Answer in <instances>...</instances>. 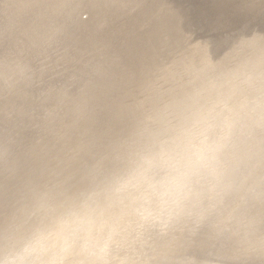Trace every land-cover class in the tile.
Returning <instances> with one entry per match:
<instances>
[{"label":"rangeland","instance_id":"obj_1","mask_svg":"<svg viewBox=\"0 0 264 264\" xmlns=\"http://www.w3.org/2000/svg\"><path fill=\"white\" fill-rule=\"evenodd\" d=\"M222 1L218 0V2ZM247 2H264V0H247ZM261 5L263 6H260V8H264V4ZM18 8L20 12L17 10ZM36 16L38 17L36 18ZM0 19V106L2 105L0 107V117L5 120L3 121L0 118V121L2 120L3 122H1L4 123V126H2L0 122V175H5L4 177L0 176V259L6 258L7 249L11 248L23 233L27 224L35 218L46 214L54 207L68 204L74 200L93 201L98 199L99 194L106 190V181L111 174L131 157L147 152L153 148L152 146L162 142L166 138L168 128L183 119L193 105L197 107L199 105L201 110L196 107L199 109L198 118L203 119L209 127L217 123L216 114L218 110L219 112L223 111L224 115L226 114V117L224 116V120H222L223 138L221 137L222 140L220 139L221 142L219 141L217 146L222 154L225 167H228L225 168L228 176L227 184L221 193L223 203L212 215L206 214L205 218L201 220L193 219L195 223L191 220L180 224L177 229H175L176 227L168 228L169 230L138 228L126 243L134 249L135 255L133 258L136 260V264H264V118L259 115L261 110L264 109V98H262L264 96V84H262L264 83V74L258 71L261 66H264L263 30L252 27L251 23H247L236 31L215 37L212 27L205 24L200 18L199 6L193 0H61V2L60 0H0ZM17 22L19 23L17 24ZM25 24L27 25L25 26ZM46 36H50V38ZM38 38L39 40H37ZM219 51H222V53L219 54ZM209 66L210 68L212 66V68L219 67L223 70L224 77H227L226 79L229 81L227 88L219 92L203 90L212 88L211 82L209 83L204 79L207 72L205 68L210 69ZM57 80L58 82H56ZM242 80H244V83ZM8 82L11 84L10 86ZM30 83L31 85H29ZM30 86H32L31 89ZM17 91L19 92L17 93ZM243 93L245 94L243 95ZM17 96L18 98H16ZM204 96L206 98H203ZM251 97L254 98L255 103H253ZM246 99H248V102ZM172 101L174 102L172 103ZM245 102L247 103L245 104ZM5 107L11 110L8 109L7 112ZM2 112L4 115H1ZM249 112L253 113L250 114ZM13 114L14 117H12ZM5 115L7 119H5ZM11 117L16 124L13 123L12 119L9 120L12 125L9 124L8 119ZM27 119L28 122L30 121L29 123ZM211 120H213L212 123ZM30 123L32 124L30 125ZM233 123H235L234 126ZM4 128L8 129L3 130ZM20 128L22 130L18 132ZM14 129H16L15 133ZM33 130L35 132H32ZM84 130L87 135H85ZM29 131L34 137H31V134L28 135ZM4 133L7 134L4 136ZM18 136H20V139H18ZM32 138H36V140ZM96 139L99 143H96ZM224 139L228 140L223 141ZM230 140H236V143L230 142ZM2 141L6 144L4 143V145ZM240 142L244 143L245 146ZM18 143L22 144L24 148ZM18 146L20 147L18 148ZM75 149L77 150L75 151ZM243 149L245 152L247 150L248 153H244ZM72 150L73 152H71ZM10 153L12 154L9 155ZM79 154H81L80 157ZM21 155L23 158H21ZM83 158L85 159L83 160ZM227 158H229V161ZM251 158L253 159L251 160ZM69 159H71L70 162ZM75 163L78 165H75ZM11 166L13 167L11 168ZM54 166L56 167L53 168ZM239 170L242 172L240 173ZM237 178L240 179L236 180ZM243 179L246 180L243 181ZM250 179L252 183L247 181ZM244 182L245 185L246 183L250 184L245 186ZM232 197L234 198L232 199ZM204 219L206 220L204 221ZM153 232L155 235H151ZM159 235L160 237H157ZM170 236L171 238H169ZM144 240L146 241L144 242ZM153 247L156 249L152 250ZM160 247L163 248L160 249Z\"/></svg>","mask_w":264,"mask_h":264},{"label":"clouds","instance_id":"obj_2","mask_svg":"<svg viewBox=\"0 0 264 264\" xmlns=\"http://www.w3.org/2000/svg\"><path fill=\"white\" fill-rule=\"evenodd\" d=\"M204 79L209 91L229 86L219 67ZM197 113L193 105L162 142L125 161L98 199L71 201L27 224L0 264H136L126 243L136 229L174 228L215 213L228 180L217 147L224 113L211 127Z\"/></svg>","mask_w":264,"mask_h":264},{"label":"bare ground","instance_id":"obj_3","mask_svg":"<svg viewBox=\"0 0 264 264\" xmlns=\"http://www.w3.org/2000/svg\"><path fill=\"white\" fill-rule=\"evenodd\" d=\"M17 1H18V0H17ZM86 1H87V0H86ZM113 1H114V0H113ZM24 2H26V1H24ZM24 2H23V3H24ZM27 2H28V1H27ZM29 2H30V1H29ZM41 2H42V1H41ZM60 2H61V0H60ZM91 2H92V1H91ZM91 2H90V3H91ZM100 2H101V1H100ZM107 2H108V1H107ZM125 2H127V1H125ZM20 3H21V2H20ZM76 3H77V2H76ZM93 3H94V2H93ZM118 3H119V2H118ZM122 3H123V2H122ZM122 3H121V4H122ZM128 3H130V2H128ZM9 4H10V3H9ZM36 4H37V3H36ZM50 4H51V3H50ZM70 4H71V3H70ZM77 4H78V3H77ZM84 4H85V3H84ZM111 4H112V3H111ZM155 4H156V3H155ZM42 5H43V4H42ZM68 5H69V4H68ZM89 5H90V4H89ZM89 5H88V6H89ZM115 5H116V4H115ZM119 5H120V4H119ZM119 5H117V6H119ZM1 6H2V5H1ZM7 6H8V5H7ZM100 6H102V5H100ZM106 6H107V5H106ZM117 6H116V7H117ZM129 6H130V5H129ZM17 7H18V6H17ZM59 7H60V6H59ZM15 8H16V6H15ZM22 8H23V7H22ZM29 8H30V7H29ZM35 8H37V7H35ZM57 8H58V7H57ZM102 8H103V7H102ZM121 8H122V7H121ZM5 9H7V8L5 7ZM78 9H79V8H78ZM80 9H81V8H80ZM85 9H86V8H85ZM99 9H100V8H99ZM105 9H106V8H105ZM118 9H119V8H118ZM131 9H132V8H131ZM17 10H19V8H18ZM58 10H60V9H58ZM126 10H127V8H126ZM144 10H145V9H144ZM21 11H22V10H21ZM62 11H64V10H62ZM80 11H81V10H80ZM89 11H90V10H89ZM97 11H98V10H97ZM140 11H141V9H140ZM19 12H20V10H19ZM26 12H27V11H26ZM32 12H33V11H32ZM44 12H45V11H44ZM52 12H53V11H52ZM55 12H56V11H55ZM78 12H79V11H78ZM123 12H124V10H123ZM134 12H135V11H134ZM8 13H9V12H8ZM50 13H51V12H50ZM90 13H91V12H90ZM3 14H4V12H3ZM18 14H19V13H18ZM24 14H25V12H24ZM35 14H36V13H35ZM53 14H54V13H53ZM86 14H87V13H86ZM88 14H89V13H88ZM106 14H107V13H106ZM132 14H133V13H132ZM6 15H7V13H6ZM6 15H5V16H6ZM30 15H33V14H30ZM61 15H62V14H61ZM107 15H108V14H107ZM129 15H130V14H129ZM8 16H9V15H8ZM17 16H18V15H17ZM27 16H28V14H27ZM41 16H42V15H41ZM63 16H65V15H63ZM72 16H73V15H72ZM104 16H105V14H104ZM131 16H132V15H131ZM141 16H142V15H141ZM168 16H169V15H168ZM23 17H24V16H23ZM28 17H29V16H28ZM37 17H38V16H36V18H37ZM43 17H45V16H43ZM43 17H42V18H43ZM47 17H48V16H47ZM59 17H61V16H59ZM99 17H100V16H99ZM102 17H103V16H102ZM102 17H101V18H102ZM108 17H109V15H108ZM111 17H112V16H111ZM111 17H110V18H111ZM145 17H146V16H145ZM5 18H6V17H5ZM15 18H16V17H15ZM49 18H50V17H49ZM49 18H48V19H49ZM53 18H54V17H53ZM75 18H76V17H75ZM89 18H90V17H89ZM110 18H109V19H110ZM117 18H118V17H117ZM137 18H138V17H137ZM1 19H2V18H1ZM1 19H0V20H1ZM30 19H31V18H30ZM45 19H46V18H45ZM48 19H47V21H48ZM50 19H51V18H50ZM50 19H49V20H50ZM94 19H95V18H94ZM135 19H136V18H135ZM151 19H152V18H151ZM34 20H35V19H34ZM58 20H59V19H58ZM97 20H98V19H97ZM97 20H96V21H97ZM117 20H118V19H117ZM152 20H153V19H152ZM178 20H179V19H178ZM12 21H13V20H12ZM18 21H19V20H18ZM27 21H28V20H27ZM38 21H39V20H38ZM40 21H41V20H40ZM54 21H55V20H54ZM65 21H66V20H65ZM109 21H110V20H109ZM109 21H108V23H109ZM112 21H113V20H112ZM114 21H116V20L114 19ZM124 21H125V19H124ZM124 21H123V22H124ZM20 22H21V21H20ZM75 22H76V21H75ZM18 23H19V22H17V24H18ZM41 23H42V22H41ZM87 23H88V22H87ZM87 23H86V24H87ZM124 23H125V22H124ZM139 23H140V22H139ZM21 24H22V23H21ZM29 24H30V23H29ZM31 24H32V23H31ZM37 24H38V22H37ZM42 24H43V23H42ZM51 24H52V23H51ZM77 24H78V23H77ZM80 24H81V23H80ZM114 24H115V23H114ZM12 25H13V24H12ZM26 25H27V24H25V26H26ZM123 25H125V24H123ZM136 25H137V24H136ZM139 25H140V24H139ZM35 26H36V25H35ZM35 26H34V28H35ZM37 26H38V25H37ZM53 26H54V25H53ZM55 26H56V25H55ZM63 26H65V25H63ZM126 26H127V23H126ZM171 26H172V25H171ZM32 27H33V26H32ZM32 27H31V28H32ZM41 27H42V26H41ZM43 27H44V26H43ZM43 27H42V28H43ZM90 27H91V26H90ZM121 27H122V26H121ZM129 27H130V26H129ZM131 27H132V26H131ZM26 28H27V27H26ZM38 28H39V27H38ZM47 28H49V27H47ZM50 28H51V27H50ZM50 28H49V29H50ZM74 28H75V27H74ZM102 28H103V27H102ZM21 29H22V28H21ZM36 29H37V28H36ZM49 29H48V30H49ZM61 29H62V28H61ZM104 29H105V28H104ZM112 29H113V27H112ZM117 29H118V28H117ZM126 29H127V28H126ZM129 29H130V28H129ZM4 30H5V29H4ZM15 30H17V29H15ZM19 30H20V29H19ZM24 30H25V29H24ZM28 30H29V29H28ZM31 30H32V29H31ZM37 30H38V29H37ZM52 30H53V28H52ZM101 30H102V29H101ZM108 30H109V28H108ZM113 30H114V29H113ZM38 31H39V30H38ZM44 31H45V30H44ZM63 31H64V30H63ZM71 31H72V29H71ZM78 31H79V30H78ZM92 31H93V30H92ZM122 31H123V30H122ZM122 31H121V32H122ZM125 31H126V30H125ZM19 32H20V31H19ZM29 32H30V31H29ZM31 32H32V31H31ZM35 32H36V31H35ZM40 32H41V31H40ZM52 32H53V31H52ZM101 32H102V31H101ZM112 32H113V31H112ZM126 32H127V31H126ZM36 33H37V32H36ZM54 33H55V32H54ZM64 33H65V31H64ZM68 33H69V32H68ZM107 33H108V32H107ZM119 33H120V32H119ZM122 33H123V32H122ZM124 33H125V32H124ZM17 34H18V33H17ZM37 34H38V33H37ZM98 34H100V33L98 32ZM113 34H114V33H113ZM116 34H117V32H116ZM116 34H115V35H116ZM125 34H126V33H125ZM249 34H250V33H249ZM3 35H4V34H3ZM19 35H20V34H19ZM66 35H68V34H66ZM112 36H113V35H112ZM120 36H121V35H120ZM123 36H124V35H123ZM126 36H127V35H126ZM157 36H158V35H157ZM177 36H178V35H177ZM8 37H9V36H8ZM46 37H49V38H50V36H46ZM54 37H55V36H54ZM105 37H106V36H105ZM124 37H125V36H124ZM3 38H4V37H3ZM16 38H17V36H16ZM26 38H27V36H26ZM66 38H67V37H66ZM94 38H95V37H94ZM114 38H115V37H114ZM129 38H130V37H129ZM175 38H176V37H175ZM177 38H178V37H177ZM208 38H209V37H208ZM60 39H61V38H60ZM73 39H74V38H73ZM73 39H72V40H73ZM99 39H100V38H99ZM120 39H121V37H120ZM123 39H124V38H123ZM125 39H127V38H125ZM153 39H155V38H153ZM183 39H184V38H183ZM1 40H2V38H1ZM19 40H20V39H19ZM33 40H34V39H33ZM37 40H39V38H38ZM57 40H58V38H57ZM118 40H119V39H118ZM10 41H11V40H10ZM22 41H23V40H22ZM30 41H31V40H30ZM23 42H24V41H23ZM153 42H154V41H153ZM32 43H33V42H32ZM46 43H47V42H46ZM9 44H10V42H9ZM36 44H37V43H36ZM59 44H60V43H59ZM62 44H63V43H62ZM84 44H85V43H84ZM102 44H103V43H102ZM33 45H34V44H33ZM52 45H53V44H52ZM63 45H64V44H63ZM3 46H4V45H3ZM22 46H23V45H22ZM34 46H35V45H34ZM41 46H42V45H41ZM58 46L60 47V45H58ZM70 46H71V45H70ZM115 46H116V45H115ZM220 46H221V45H220ZM220 46H219V47H220ZM42 47H43V46H42ZM63 47H64V46H63ZM118 47H119V46H118ZM191 47H192V46H191ZM45 48H46V46H45ZM50 48H51V47H50ZM55 48H56V47H55ZM141 48H142V47H141ZM22 49H23V48H22ZM83 49H84V48H83ZM184 49H186V48H184ZM20 50H21V49H20ZM30 50H31V49H30ZM37 50H38V49H37ZM54 50H55V49H54ZM63 50H64V49H63ZM218 50H219V49H218ZM218 50H217V51H218ZM223 50H224V48H223ZM45 51H46V50H45ZM60 51H61V50H60ZM0 52H1V51H0ZM19 52H20V51H19ZM27 52H28V51H27ZM35 52H36V51H35ZM63 52H64V51H63ZM38 53H39V52H38ZM66 53H67V52H66ZM145 53H146V52H145ZM220 53H222V51H221V52L219 51V54H220ZM237 53H238V52H237ZM47 54H48V53H47ZM68 54H69V53H68ZM119 54H120V53H119ZM121 54H122V53H121ZM129 54H130V53H129ZM10 55H11V54H10ZM22 55H23V54H22ZM43 55H44V54H43ZM43 55H42V56H43ZM62 55H63V54H62ZM222 55H223V54H222ZM60 56H61V55H60ZM60 56H58V57H60ZM211 56H212V55H211ZM0 57H1V56H0ZM11 57H12V56H11ZM80 58H81V57H80ZM31 59H32V58H31ZM52 60H53V59H52ZM217 60H218V59H217ZM224 60H226V59H224ZM31 61H32V60H31ZM42 61H43V60H42ZM84 61H85V60H84ZM200 61H201V60H200ZM209 61H210V60H209ZM6 63H7V62H6ZM50 63H51V62H50ZM210 63H211V61H210ZM224 63H225V62H224ZM236 63H237V62H236ZM43 64H44V63H43ZM45 64H46V63H45ZM197 64H198V63H197ZM211 64H212V63H211ZM215 64H217V63H215ZM1 65H2V64H1ZM190 65H191V64H190ZM193 65H194V64H193ZM47 66H48V65H47ZM47 66H46V67H47ZM195 66H196V65H195ZM214 66H216V65H214ZM42 67H43V66H42ZM42 67H41V68H42ZM190 67H191V66H190ZM212 67H213V66H212ZM212 67H211V68H212ZM227 67H228V65H227ZM37 68H38V67H37ZM44 68H45V67H44ZM209 68H210V66H209ZM242 68H243V67H242ZM205 69L208 70L207 68H205ZM48 70H49V69H48ZM53 70H54V69H53ZM196 71H198V70H196ZM222 71H223V70H222ZM66 72H67V71H66ZM192 72H193V71H192ZM194 72H195V70H194ZM48 73H49V72H48ZM70 74H71V73H70ZM189 74H190V73H189ZM29 75H30V74H29ZM229 75H230V74H229ZM253 75H254V74H253ZM4 76H5V75H4ZM48 76H49V75H48ZM200 76H201V75H200ZM237 76H238V75H237ZM1 77H2V76H1ZM75 77H76V76H75ZM250 77H251V76H250ZM250 77H249V80H250ZM257 77H258V76H257ZM23 78H24V77H23ZM28 78H29V77H28ZM31 78H32V77H31ZM57 78H58V77H57ZM198 78H199V77H198ZM201 78H202V77H201ZM201 78H200V79H201ZM226 78H227V77H226ZM254 78H255V77H254ZM29 79H30V78H29ZM38 79H39V78H38ZM55 79H56V78H55ZM90 79H91V78H90ZM187 79H188V78H187ZM231 79H232V78H231ZM236 79H237V78H236ZM236 79H235V81H237ZM2 80H4V79H2ZM15 80H16V79H15ZM22 80H23V79H22ZM33 80H34V79H33ZM244 80H245V79H244ZM244 80H242L243 83H244ZM48 81H49V79H48ZM201 81H204V80H201ZM20 82H21V79H20ZM22 82H23V81H22ZM25 82H26V81H25ZM56 82H58V80H57ZM193 82H194V81H193ZM248 82H249V81H248ZM252 82H253V81H252ZM3 83H4V82H3ZM15 83H16V82H15ZM39 83H40V82H39ZM47 83H48V82H47ZM52 83H53V82H52ZM209 83H210V82H209ZM8 84H9V82H8ZM8 84H7V85H8ZM22 84H24V83H22ZM33 84H34V81H33ZM200 84H201V83H200ZM206 84L208 85V82H207ZM206 84H205V85H206ZM252 84H253V83H252ZM262 84H264V83H262ZM1 85H2V84H1ZM10 85H11V84H9V86H10ZM14 85H17V84H14ZM29 85H31V83H30ZM39 85H40V84H39ZM70 85H71V84H70ZM205 85H204V86H205ZM230 85H231V84H230ZM248 85H249V84H248ZM257 85H258V84H257ZM260 85H261V84H260ZM4 86H5V85H4ZM21 86H22V85H21ZM56 86H57V84H56ZM92 86H93V85H92ZM210 86H211V85H210ZM231 86H232V85H231ZM263 86H264V85H263ZM15 87H17V86H15ZM15 87H13V88H15ZM31 87H32V86H30V89H31ZM35 87H36V86H35ZM191 87H192V86H191ZM202 87H203V84H202ZM207 87H208V86H207ZM211 87H212V86H211ZM247 87H248V86H247ZM247 87H246V88H247ZM249 87H250V86H249ZM7 88H8V87H7ZM22 88H23V87H22ZM50 88H51V87H50ZM50 88H49V89H50ZM231 88H233V87H231ZM231 88H230V89H231ZM237 88H238V87H237ZM241 88H242V87H241ZM244 88H245V87H244ZM252 88H253V87H252ZM255 88H256V87H255ZM258 88H259V87H258ZM0 89H1V88H0ZM9 89L11 90V88H9ZM34 89H35V88H34ZM39 89H40V88H39ZM47 89H48V88H47ZM208 89H209V88H208ZM12 90H13V89H12ZM17 90H18V89H17ZM22 90H23V89H22ZM22 90H21V91H22ZM25 90H26V89H25ZM28 90H29V89H28ZM50 90H51V89H50ZM203 90H206V89H203ZM223 90H224V89H223ZM228 90H229V89H228ZM228 90H227V92H228ZM240 90H241V89H240ZM242 90H243V89H242ZM252 90H253V89H252ZM258 90H259V89H258ZM19 91H20V90H19ZM19 91H17V93H18ZM30 91H31V90H30ZM36 91H37V90H36ZM40 91H41V89H40ZM61 91H62V90H61ZM75 91H76V90H75ZM169 91H170V90H169ZM208 91H209V90H208ZM208 91H206V92H208ZM211 91H212V90H211ZM211 91H210V92H211ZM220 91H221V90H220ZM233 91H234V90H233ZM248 91H249V90H248ZM250 91H251V90H250ZM253 91H255V90H253ZM261 91H262V90H261ZM0 92H1V91H0ZM13 92H14V91H13ZM26 92H27V90H26ZM69 92H71V91H69ZM192 92H193V91H192ZM222 92H223V91H222ZM227 92H226V93H227ZM237 92H238V89H237ZM246 92H247V90H246ZM5 93H6V92H5ZM32 93H33V92H32ZM47 93H48V92H47ZM203 93H205V92H203ZM3 94H4V93H3ZM59 94H60V93H59ZM61 94H62V93H61ZM76 94H77V93H76ZM197 94H198V93H197ZM211 94H212V93H211ZM216 94H217V93H216ZM218 94H219V93H218ZM227 94H228V93H227ZM235 94H236V93H235ZM244 94H245V93H243V95H244ZM247 94H248V93H247ZM259 94H260V92H259ZM5 95H6V94H5ZM7 95H8V93H7ZM7 95H6V96H7ZM53 95H54V94H53ZM64 95H66V94H64ZM175 95H176V94H175ZM205 95H207V94L205 93ZM220 95H221V92H220ZM220 95H219V96H220ZM236 95H237V94H236ZM236 95H235V96H236ZM238 95H239V94H238ZM252 95H253V94H252ZM254 95H255V93H254ZM8 96H9V95H8ZM10 96H12V95L10 94ZM27 96H29V95H27ZM44 96H45V95H44ZM62 96H63V94H62ZM190 96H191V95H190ZM197 96H198V95H197ZM199 96H200V95H199ZM202 96H203V95H202ZM202 96H201V97H202ZM210 96H211V95H210ZM233 96H234V93H233ZM12 97H14V96H12ZM23 97H24V96H23ZM23 97H22V98H23ZM29 97H30V96H29ZM50 97H51V96H50ZM54 97H56V96H54ZM169 97H170V95H169ZM194 97H195V96H194ZM212 97H213V94H212ZM221 97H222V96H221ZM228 97H229V96H228ZM243 97H245V96H243ZM246 97H247V96H246ZM246 97H245V98H246ZM249 97H250V96H249ZM255 97H256V96H255ZM260 97H261V96H260ZM3 98H4V97H3ZM16 98H18V96H17ZM19 98H20V97H19ZM36 98H37V97H36ZM39 98H40V97H39ZM43 98H44V97H43ZM47 98H48V96H47ZM52 98H53V97H52ZM59 98H60V97H59ZM65 98H66V96H65ZM65 98H64V99H65ZM75 98H76V97H75ZM79 98H80V97H79ZM171 98H172V97H171ZM198 98H199V97H198ZM203 98H206V97L204 96ZM216 98H217V97H216ZM234 98H235V97H234ZM245 98H244V99H245ZM251 98H252V97H251ZM257 98H258V97H257ZM262 98H264V96H263ZM23 99H24V98H23ZM61 99H62V98H61ZM70 99H71V98H70ZM76 99H77V98H76ZM169 99H170V98H169ZM226 99H227V98H226ZM228 99H229V98H228ZM253 99H254V98H252V100H253ZM37 100H38V99H37ZM59 100H60V99H59ZM72 100H73V99H72ZM80 100H81V99H80ZM199 100H201V99H199ZM206 100H207V99H206ZM213 100H214V98H213ZM246 100H247V102H248V99H246ZM252 100H251V101H252ZM260 100H262V99H260ZM260 100H259V101H260ZM3 101H4V100H3ZM50 101H51V100H50ZM53 101H54V100H53ZM62 101H63V100H62ZM169 101H170V100H169ZM191 101H192V100H191ZM225 101H226V100H225ZM229 101H230V100H229ZM231 101H232V100H231ZM251 101H250V102H251ZM256 101H257V100H256ZM262 101H263V100H262ZM1 102H2V101H1ZM5 102H6V101H5ZM13 102H14V101H13ZM18 102H19V101H18ZM44 102H45V100H44ZM51 102H52V101H51ZM59 102H60V101H59ZM68 102H69V101H68ZM78 102H79V101H78ZM173 102H174V101H172V103H173ZM200 102H201V101H200ZM209 102H210V101H209ZM214 102H215V100H214ZM242 102H243V101H242ZM247 102H245V104H246ZM263 102H264V101H263ZM2 103H3V102H2ZM38 103H39V100H38ZM40 103H41V102H40ZM45 103H46V102H45ZM85 103H86V102H85ZM160 103H161V101H160ZM196 103H197V102H196ZM212 103H213V102H212ZM218 103H219V102H218ZM221 103H222V102H220V104H221ZM226 103H227V102H226ZM243 103H244V102H243ZM253 103H255L254 100H253ZM258 103H259V102H258ZM17 104H18V103H17ZM33 104H34V103H33ZM58 104H60V103H58ZM76 104H77V103H76ZM197 104H198V103H197ZM207 104H208V102H207ZM224 104H225V103H224ZM229 104H230V102H229ZM229 104H228V105H229ZM239 104H240V103H239ZM248 104H249V103H248ZM251 104H252V103H251ZM251 104H250V105H251ZM261 104H262V102H261ZM4 105H5V104H4ZM25 105H26V104H25ZM37 105H38V104H37ZM42 105H43V104H42ZM42 105H41V106H42ZM45 105H46V104H45ZM52 105H53V104H52ZM68 105H69V103H68ZM73 105H74V104H73ZM204 105H205V104H204ZM243 105H244V104H243ZM243 105H242V106H243ZM1 106H2V105H1ZM1 106H0V107H1ZM14 106H15V105H14ZM22 106H23V105H22ZM38 106H39V105H38ZM46 106H47V105H46ZM50 106H51V105H50ZM57 106H58V105H57ZM60 106H61V105H60ZM70 106H71V105H70ZM214 106H215V105H214ZM218 106H219V105H218ZM221 106H223V105L221 104ZM261 106H262V105H261ZM20 107H21V106H20ZM27 107H28V106H27ZM31 107H32V106H31ZM31 107H30V108H31ZM39 107H40V106H39ZM43 107H44V106H43ZM71 107H72V106H71ZM82 107H83V106H82ZM84 107H85V106H84ZM196 107H197V106H196ZM198 107H199V105H198ZM198 107H197V108H198ZM201 107H202V105H201ZM224 107H225V106H224ZM224 107H223V108H224ZM256 107H257V106H256ZM262 107H263V106H262ZM6 108H7V107H5V109H6ZM14 108H17V107H14ZM32 108H33V107H32ZM36 108H37V107H36ZM46 108L48 109V107H46ZM65 108H66V107H65ZM68 108H69V107H68ZM160 108H161V107H160ZM199 108H200V107H199ZM202 108H203V107H202ZM217 108H218V107H217ZM241 108H242V107H241ZM247 108H248V107H247ZM251 108L253 109V107H251ZM263 108H264V107H263ZM8 109H9V108H7L6 111H7ZM177 109H178V108H177ZM208 109H210V108H208ZM208 109H207V110H208ZM219 109H220V108H219ZM225 109L227 110L228 108H225ZM252 109H251V110H252ZM258 109H259V107H258ZM3 110H4V109H3ZM9 110H11V109H9ZM14 110H15V109H14ZM19 110H20V109H19ZM33 110H34V108H33ZM33 110H32V111H33ZM41 110H42V108H41ZM49 110H50V109H49ZM53 110H54V109H53ZM70 110H71V109H70ZM79 110H80V109H79ZM174 110H175V109H174ZM198 110H199V109H198ZM200 110H201V108H200ZM210 110H212V109H210ZM220 110H221V109H220ZM235 110H236V109H235ZM239 110H240V109H239ZM254 110H255V109H254ZM259 110H260V109H259ZM20 111H21V110H20ZM36 111H37V110H36ZM82 111H84V110L82 109ZM204 111H205V110H204ZM216 111H217V110H216ZM229 111H230V110H229ZM229 111H228V112H229ZM243 111H244V110H243ZM248 111H249V108H248ZM257 111H258V110H257ZM7 112H8V111H7ZM27 112H28V110H27ZM29 112H30V111H29ZM199 112H200V111H199ZM207 112H208V111H207ZM211 112H212V111H211ZM218 112H219V110H218ZM218 112H217V113H218ZM250 112H251V111H250ZM250 112H249V113H250ZM17 113H19V112L17 111ZM31 113H32V112H31ZM37 113H38V112H37ZM43 113H45V112H43ZM54 113H55V112H54ZM54 113H53V114H54ZM57 113H58V112H57ZM57 113H56V114H57ZM61 113H62V112H61ZM72 113L74 114V112H72ZM79 113H80V112H79ZM84 113H85V111H84ZM88 113H89V112H88ZM141 113H142V112H141ZM157 113H158V112H157ZM203 113H204V112L202 111V114H203ZM209 113H210V112H209ZM226 113H227V112H226ZM235 113H236V112H235ZM235 113H234V114H235ZM252 113H253V112H252ZM252 113H250V114H252ZM256 113H257V112H256ZM259 113H260V111H259ZM9 114H10V113H9ZM11 114H12V113H11ZM21 114H22V113H21ZM28 114H29V113H28ZM85 114H86V113H85ZM197 114H199V113H197ZM210 114H211V113H210ZM215 114H216V113H215ZM237 114H238V113H237ZM239 114H240V113H239ZM245 114H247V113L245 112ZM1 115H4L3 112L1 113ZM45 115H46V114H45ZM79 115H81V114H79ZM164 115H165V114H164ZM225 115H226V114H225ZM225 115H224V116H225ZM229 115H230V113H229ZM231 115H232V114H231ZM241 115H242V114H241ZM243 115H244V114H243ZM254 115H255V114H254ZM259 115H260V114H259ZM5 116H6V115H5ZM5 116H4V117H5ZM11 116H12V115H11ZM43 116H44V115H43ZM86 116H87V115H86ZM155 116H156V115H155ZM201 116H202V115H201ZM210 116H211V115H210ZM236 116H237V115H236ZM9 117H10V115H9ZM12 117H14V114H13ZM12 117H11L10 119H8V121H9V120L11 121V119L13 120ZM15 117H17V116H15ZM20 117H22V116H20ZM61 117H62V116H61ZM225 117H226V116H225ZM230 117H231V116H230ZM242 117H243V116H242ZM250 117H251V116H250ZM250 117H249V118H250ZM0 118H1V117H0ZM17 118H18V117H17ZM32 118H33V117H32ZM54 118H55V117H54ZM72 118H73V117H72ZM85 118H86V117H85ZM88 118H90V117H88ZM205 118H206V117H205ZM207 118H208V117H207ZM237 118H238V117H237ZM246 118H247V116H246ZM256 118H257V117H256ZM1 119H2L3 121H5V120L3 119V117H2ZM5 119H7V116H6ZM30 119H31V118H30ZM38 119H39V118H38ZM49 119H50V118H49ZM51 119H52V118H51ZM58 119H59V118H58ZM67 119H68V118H67ZM77 119H78V118H77ZM83 119H84V118H83ZM83 119H82V120H83ZM211 119H212V117H211ZM226 119H227V118H226ZM238 119H239V118H238ZM2 120H1V121H2ZM21 120H22V119H21ZM111 120H112V119H111ZM157 120H158V119H157ZM159 120H160V119H159ZM223 120H224V119H223ZM233 120H234V117H233ZM233 120H232V121H233ZM258 120H259V119H258ZM1 121H0V122H1ZM3 121H2V122H3ZM6 121H7V120H6ZM10 121H9V124L11 123ZM13 121H14V120H13ZM13 121H12V122H13ZM32 121H33V120H32ZM46 121H47V120H46ZM48 121H49V120H48ZM54 121H55V120H54ZM212 121H213V120H211V123H212ZM228 121H229V119H228ZM2 122H1V123H2ZM20 122H21V121H20ZM24 122H25V120H24ZM27 122H28V119H27ZM29 122H30V121H29ZM29 122H28V123H29ZM49 122H50V121H49ZM79 122H81V121H79ZM85 122H87V121H85ZM105 122H107V121H105ZM108 122H109V121H108ZM222 122H223V121H222ZM225 122H226V121H225ZM234 122H236V121H234ZM261 122H262V121H261ZM1 123H0V124H1ZM6 123H7V122H6ZM13 123L16 124L15 121H14ZM41 123H43V122H41ZM41 123H40V124H41ZM83 123H84V122H83ZM100 123H102V122H100ZM209 123H210V122H209ZM209 123H208V124H209ZM237 123H238V121H237ZM3 124H4V123H2V126H4ZM7 124H8V123H7ZM7 124H5V125H7ZM18 124H20V123L18 122ZM25 124H26V123H25ZM31 124H32V123H30V125H31ZM78 124H79V123H78ZM93 124H94V123H93ZM105 124H106V123H105ZM118 124H119V123H118ZM118 124H116V125H118ZM131 124H132V123H131ZM234 124H235V123H233V126H234ZM11 125H12V123H11ZM20 125H21V124H20ZM62 125H63V123H62ZM74 125H75V124H74ZM79 125H80V124H79ZM81 125H83L82 122H81ZM84 125H85V124H84ZM88 125H89V124H88ZM94 125H95V124H94ZM108 125H109V124H108ZM222 125H223V124H222ZM226 125H229V124H226ZM226 125H225V126H226ZM238 125L240 126V124H238ZM18 126H19V125H18ZM22 126H23V125H22ZM26 126H27V124H26ZM34 126L36 127L37 125H34ZM43 126H44V124H43ZM59 126H61V125H59ZM59 126H58V128H59ZM63 126H64V125H63ZM67 126H68V125H67ZM112 126H113V124H112ZM123 126H124V125H123ZM135 126H136V125H135ZM164 126H165V125H164ZM225 126H224V127H225ZM0 127H1V126H0ZM16 127H17V126H16ZM20 127H21V126H20ZM27 127H28V126H27ZM30 127H31V126H30ZM81 127H83V126H81ZM89 127H90V126H89ZM99 127H100V125H99ZM106 127H107V126H106ZM118 127H119V126H118ZM224 127H223V128H224ZM230 127H231V126H230ZM10 128H11V126H10ZM10 128H9V129H10ZM22 128H23V127H22ZM22 128L18 129V132H20L19 130H22ZM31 128H32V127H31ZM66 128H67V127H66ZM125 128H126V127H125ZM127 128H128V126H127ZM130 128H131V127H130ZM6 129H8V128H6ZM6 129L4 128L3 130H6ZM27 129H28V128H27ZM63 129H65V128H63ZM72 129H73V128H72ZM74 129H75V128H74ZM74 129H73V130H74ZM81 129H82V128H81ZM95 129H96V128H95ZM116 129H117V127H116ZM116 129H115V130H116ZM168 129H169V128H168ZM232 129H233V128H232ZM235 129H237V127H235ZM241 129H242V128H241ZM10 130H11V129H10ZM15 130H16V129H14V133H15ZM34 130H35V129H34ZM34 130H33L32 132H35ZM36 130H37V128H36ZM39 130H40V129H39ZM66 130H67V129H66ZM85 130H86V129H85ZM85 130H84V133H85ZM98 130H99V129H98ZM107 130H108V129H107ZM227 130H228V129H227ZM237 130H238V129H237ZM242 130H243V129H242ZM261 130H262V129H261ZM11 131H13V130H11ZM37 131H38V130H37ZM42 131H43V130H42ZM101 131H102V130H101ZM117 131H118V130H117ZM222 131H223V130H222ZM230 131H231V129H230ZM7 132H10V131H7ZM23 132H24V129H23ZM67 132H68V131H67ZM74 132H75V131H74ZM78 132H80V131L78 130ZM82 132H83V131H82ZM115 132H116V131H115ZM235 132H236V131H235ZM261 132H262V131H261ZM0 133H1V130H0ZM27 133H28V132H27ZM57 133H58V132H57ZM65 133H66V132H65ZM72 133H73V132H72ZM87 133H88V132H87ZM105 133H106V132H105ZM110 133H111V132H110ZM119 133H120V131H119ZM224 133H225V132H224ZM239 133H240V132H239ZM258 133H259V132H258ZM2 134H3V131H2ZM2 134H1V135H2ZM5 134H7V133H4V136H5ZM22 134H23V133H22ZM29 134H31L30 131H29L28 135H29ZM33 134H34V133H33ZM54 134H55V133H54ZM91 134H92V133H91ZM108 134H109V133H108ZM111 134H112V133H111ZM117 134H118V133H117ZM149 134H150V133H149ZM230 134H231V133H230ZM230 134H229V135H230ZM243 134H244V133H243ZM246 134H247V132H246ZM256 134H257V133H256ZM11 135H12V134H11ZM15 135H16V134H15ZM19 135H20V134H19ZM23 135H24V134H23ZM23 135H22V136H23ZM26 135H27V134H26ZM65 135H67V134H65ZM85 135H87V134L85 133ZM98 135H100V134H98ZM124 135H125V134H124ZM239 135H240V134H239ZM253 135H254V134H253ZM7 136H8V135H7ZM7 136H6V138H7ZM16 136H17V135H16ZM32 136H33V135L31 134V137H32ZM55 136H57V135H55ZM58 136H59V135H58ZM89 136H90V135H89ZM91 136H92V135H91ZM94 136H96V135H94ZM101 136H102V135H101ZM116 136H117V135H116ZM164 136H165V135H164ZM230 136H231V135H230ZM230 136H229V137H230ZM234 136H235V135H234ZM234 136L231 137V138L233 139ZM257 136H258V135H257ZM26 137H28V136H26ZM29 137H30V136H29ZM33 137H34V136H33ZM44 137H45V136H44ZM44 137H43V138H44ZM61 137H62V136H61ZM61 137H60V138H61ZM71 137H72V136H71ZM78 137H79V136H78ZM87 137H88V136H87ZM87 137H86V138H87ZM97 137H98V136H97ZM107 137H108V136H107ZM125 137H126V136H125ZM221 137H222V136H221ZM227 137H228V136H227ZM229 137H228V138H229ZM236 137H240V136H236ZM242 137H243V136H242ZM247 137H248V136H247ZM247 137H246V138H247ZM258 137H259V136H258ZM260 137H261V136H260ZM6 138L4 137V139H6ZM13 138H14V137H13ZM16 138H17V137H16ZM52 138H54V137H52ZM55 138H56V137H55ZM55 138H54V139H55ZM83 138H84V137H83ZM222 138H223V137H222ZM222 138H221V140H222ZM240 138H241V137H240ZM240 138H239V139H240ZM263 138H264V137H263ZM1 139H2V138H1ZM4 139H2V140L4 141ZM18 139H20V136H18ZM22 139H23V138H22ZM32 139H33V138H32ZM32 139H31V140H32ZM64 139H65V136H64ZM71 139H72V138H71ZM75 139H76V138H75ZM80 139H81V138H80ZM80 139H79V140H80ZM88 139H89V137H88ZM236 139H237V138H236ZM239 139H238V140H239ZM6 140H7V139H6ZM14 140H15V139H14ZM23 140H24V139H23ZM33 140H36V138L33 139ZM33 140H32V141H33ZM59 140H61V139H59ZM99 140H100V138H99ZM109 140H110V139H109ZM112 140H113V139H112ZM120 140H121V139H120ZM123 140H124V139H123ZM226 140H228V139H226ZM226 140L224 139L223 141H226ZM243 140H244V139H243ZM3 141H2V143H3ZM7 141H8V140H7ZM20 141H21V140H20ZM20 141H19V142H20ZM24 141H25V140H24ZM27 141H28V139H27ZM61 141H62V140H61ZM65 141H66V140H65ZM77 141H78V140H77ZM85 141H87V140H85ZM235 141H236V140H235ZM235 141H234V140H233V141L230 140V142H235ZM245 141H248V140H245ZM262 141H263V140H262ZM9 142H10V141H9ZM17 142H18V141H17ZM22 142H23V141H22ZM28 142H29V141H28ZM63 142H64V141H63ZM97 142H98V141H97V139H96V143H97ZM108 142H109V141H108ZM220 142H221V141H220ZM249 142H250V141H249ZM254 142H255V141H254ZM260 142H261V141H260ZM4 143H5V142H4ZM4 143H3V144H4ZM7 143H8V142H7ZM24 143H25V142H24ZM24 143H23V144H24ZM26 143H27V142H26ZM53 143H54V142H53ZM58 143H59V142H58ZM67 143H68V142H67ZM73 143H74V142H73ZM88 143H89V142H88ZM98 143H99V142H98ZM129 143H130V142H129ZM235 143H236V142H235ZM238 143H239V142H238ZM240 143H241V142H240ZM3 144H2V145H3ZM5 144H6V143H5ZM5 144H4V145H5ZM18 144H19V143H18ZM30 144H31V142H30ZM36 144H37V143H36ZM59 144H60V143H59ZM94 144H95V143H94ZM102 144H103V143H102ZM115 144H116V143H115ZM222 144H223V143H222ZM241 144H242V143H241ZM243 144H244V143H243ZM243 144H242V145H243ZM247 144H248V143H247ZM251 144H252V143H251ZM251 144H250V145H251ZM2 145H1V146H2ZM8 145H9V144H8ZM13 145H15V144L13 143ZM19 145L21 146L22 144H19ZM27 145H28V144H27ZM32 145H34V144H32ZM48 145H49V144H48ZM50 145H52V144H50ZM64 145H65V144H64ZM77 145H78V144H77ZM77 145H75V146H77ZM104 145H105V144H104ZM220 145H221V144H220ZM20 146H18V148H19ZM22 146H23V145H22ZM25 146H26V145H25ZM36 146H37V145H36ZM52 146H53V145H52ZM57 146H58V145H57ZM69 146H70V145H69ZM72 146H73V145H72ZM217 146H218V145H217ZM243 146H245V145H243ZM260 146H261V145H260ZM5 147H7V146H5ZM9 147H10V146H9ZM9 147H8V148H9ZM13 147H14V146H13ZM111 147H112V146H111ZM114 147H115V146H114ZM152 147H153V146H152ZM227 147H228V146H227ZM246 147H247V146H246ZM246 147H245V149H246ZM252 147H253V146H252ZM0 148H1V147H0ZM23 148H24V146H23ZM25 148H26V147H25ZM30 148H31V147H30ZM39 148H40V147H39ZM47 148H48V147H47ZM47 148H46V149H47ZM49 148H50V147H49ZM51 148H52V147H51ZM51 148H50V149H51ZM60 148H61V147H60ZM76 148H77V147H76ZM87 148H88V147H87ZM95 148H96V146H95ZM101 148H102V147H101ZM124 148H125V147H124ZM218 148H219V147H218ZM223 148H224V147H223ZM230 148H231V146H230ZM236 148H237V147H236ZM255 148H256V147H255ZM3 149H4V148H3ZM9 149H10V148H9ZM16 149H17V148H16ZM28 149H29V148H28ZM28 149H27V150H28ZM61 149H62V148H61ZM63 149H64V147H63ZM68 149H69V148H68ZM105 149H106V148H105ZM107 149H108V148H107ZM226 149H227V148H226ZM232 149H233V148H232ZM234 149H235V148H234ZM234 149H233V150H234ZM238 149H239V147H238ZM1 150H2V149H1ZM5 150H6V149H5ZM10 150H12V148H11ZM14 150H15V149H14ZM14 150H13V151H14ZM20 150H21V149H20ZM38 150H39V149H38ZM58 150H60V149H58ZM64 150H65V149H64ZM70 150H71V149H70ZM76 150H77V149H75V151H76ZM88 150H90V149H88ZM88 150H87V152H88ZM233 150H231V151H233ZM243 150H244V149H243ZM6 151H7V150H6ZM44 151H45V150H44ZM44 151H43V153H44ZM48 151L51 152L50 150H48ZM53 151H54V150H53ZM55 151H56V150H55ZM60 151H62V150H60ZM65 151H66V150H65ZM78 151H79V150H78ZM221 151H222V150H221ZM239 151H240V150H239ZM248 151H249V150H248ZM17 152H18V151H17ZM19 152H20V151H19ZM24 152H25V151H24ZM46 152H47V151H46ZM71 152H73V150H72ZM83 152H85V151H83ZM101 152H102V150H101ZM106 152H107V151H106ZM250 152H251V150H250ZM255 152H256V151H255ZM258 152H259V151H258ZM3 153H6V152H3ZM3 153H2V155H4ZM27 153H28V152H27ZM27 153H26V154H27ZM55 153H56V152H55ZM57 153H60V152H57ZM80 153H81V152H80ZM227 153H229V152H227ZM244 153H248L247 150H246V152H245V150H244ZM256 153H257V152H256ZM256 153H255V154H256ZM11 154H12V153H10L9 155H11ZM17 154H18V153H17ZM21 154H23V153H21ZM41 154H42V153H41ZM82 154H83V153H82ZM87 154H88V153H87ZM87 154H86V156H87ZM90 154H91V153H90ZM229 154H231V153H229ZM229 154H228V155H229ZM251 154H253V153H251ZM34 155H35V154H34ZM42 155H43V154H42ZM46 155H47V154H46ZM49 155H50V154H49ZM53 155H54V154H53ZM53 155H52V156H53ZM62 155H63V154H62ZM66 155H67V154H66ZM80 155H81V154H79V157H80ZM95 155H96V154H95ZM249 155H250V154H249ZM0 156H1V155H0ZM4 156H5V155H4ZM38 156H39V155H38ZM47 156H48V155H47ZM47 156H46V157H47ZM57 156H58V154H57ZM83 156H84V155H83ZM83 156H82V157H83ZM247 156H248V155H247ZM252 156H253V155H252ZM252 156H251V157H252ZM5 157H6V156H5ZM10 157H11V156H10ZM15 157H16V156H15ZM43 157H45V156H43ZM43 157H42V158H43ZM65 157H66V156H65ZM65 157H63V158H65ZM70 157H71V156H70ZM87 157H88V156H87ZM93 157H94V156H93ZM229 157H230V156H229ZM239 157H240V156H239ZM241 157H242V156H241ZM253 157H254V156H253ZM21 158H23L22 155H21ZM31 158H32V157H31ZM66 158H67V157H66ZM72 158H73V156H72ZM102 158H103V156H102ZM109 158H110V157H109ZM112 158H113V157H112ZM131 158H132V157H131ZM244 158H245V157H244ZM249 158H250V156H249ZM8 159H9V157H8ZM13 159H14V156H13ZM16 159L18 160V158H16ZM79 159H80V158H79ZM84 159H85V158H83V160H84ZM99 159H100V158H99ZM224 159H225V158H224ZM227 159H228V161H229V158H227ZM246 159H247V157H246ZM252 159H253V158H251V160H252ZM55 160H57V159H55ZM60 160H62V159L60 158ZM70 160H71V159H69V162H70ZM72 160H73V159H72ZM89 160H90V159H89ZM89 160H88V161H89ZM233 160H234V159H233ZM242 160H243V158H242ZM10 161H11V159H10ZM24 161H25V160H24ZM27 161H28V160H27ZM35 161H36V160H35ZM49 161H50V160H49ZM75 161H78V160H75ZM91 161H92V159H91ZM105 161H106V159H105ZM239 161H240V160H239ZM255 161H256V160H255ZM8 162H9V161H8ZM16 162H17V161H16ZM18 162H19V160H18ZM21 162H22V161H21ZM32 162H33V161H32ZM37 162H38V161H37ZM51 162H52V161H51ZM55 162H57V161H55ZM55 162H54V163H55ZM59 162H60V161H59ZM78 162H79V161H78ZM235 162H236V161H235ZM241 162H244V161H241ZM12 163H14V162H12ZM24 163H25V162H24ZM40 163H41V161H40ZM66 163H67V162H66ZM80 163H82V162H80ZM84 163H85V162H84ZM230 163H231V162H230ZM236 163H237V162H236ZM249 163H250V162H249ZM5 164H6V163H5ZM8 164H9V163H8ZM58 164H59V163H58ZM61 164H62V163H61ZM95 164H96V163H95ZM99 164H100V163H99ZM107 164H108V163H107ZM234 164H235V163H234ZM234 164H233V165H234ZM238 164H240V163H238ZM241 164H243V163H241ZM244 164L246 165V163H244ZM253 164H254V163H253ZM9 165H10V164H9ZM12 165H13V164H12ZM30 165H32V164H30ZM36 165H37V164H36ZM66 165H67V164H66ZM75 165H78V164L75 163ZM80 165H82V164H80ZM226 165H227V164H226ZM230 165H231V164H230ZM235 165H236V164H235ZM235 165H234V166H235ZM15 166H16V164H15ZM15 166H14V167H15ZM24 166H25V165H24ZM57 166H59V165H57ZM63 166H64V165H63ZM100 166H101V165H100ZM227 166H228V165H227ZM238 166H239V165H238ZM249 166H250V165H249ZM12 167H13V166H11V168H12ZM18 167H19V166H18ZM18 167H17V168H18ZM26 167H27V165H26ZM32 167H33V166H32ZM55 167H56V166H54L53 168H55ZM59 167H60V166H59ZM65 167H66V166H65ZM68 167H70V166H68ZM72 167H73V166H72ZM87 167H88V166H87ZM91 167H92V166H91ZM232 167H233V166H232ZM235 167H236V166H235ZM242 167H243V165H242ZM6 168H7V167H6ZM15 168H16V167H15ZM42 168H43V167H42ZM66 168H67V167H66ZM66 168H65V169H66ZM78 168H79V167H78ZM101 168H102V167H101ZM225 168H226V167H225ZM227 168H228V167H227ZM227 168H226V169H227ZM245 168H246V167H245ZM3 169H5V168H3ZM7 169H8V168H7ZM24 169H25V168H24ZM63 169H64V168H63ZM69 169H70V168H69ZM71 169H72V168H71ZM76 169H77V168H76ZM231 169H232V168H231ZM249 169H250V168H249ZM253 169H254V168H253ZM0 170H1V169H0ZM9 170H10V169H9ZM12 170H14V169H12ZM17 170H18V169H17ZM27 170H28V169H27ZM29 170H30V169H29ZM44 170H45V169H44ZM57 170H58V169H57ZM78 170H79V169H78ZM82 170H84V169H82ZM88 170H90V169H88ZM245 170H246V169H245ZM254 170H255V169H254ZM69 171H71V170H69ZM69 171H68V172H69ZM232 171H234V170H232ZM232 171H231V172H232ZM237 171H238V170H237ZM237 171H236V172H237ZM239 171H240V170H239ZM8 172H9V171H8ZM16 172H17V171H16ZM25 172H26V171H25ZM32 172H33V171H32ZM62 172H63V171H62ZM226 172H227V171H226ZM241 172H242V171H240V173H241ZM247 172H248V171H247ZM58 173H60V172L58 171ZM97 173H98V172H97ZM107 173H108V171H107ZM244 173H245V171H244ZM250 173H251V172H250ZM253 173H254V172H253ZM4 174H5V173H4ZM6 174H7V173H6ZM56 174H57V173H56ZM63 174H65V173H63ZM229 174H230V173H229ZM231 174H232V173H231ZM254 174H255V173H254ZM7 175H8V174H7ZM19 175H20V174H19ZM60 175H61V173H60ZM241 175H242V174H241ZM246 175H247V174H246ZM248 175H249V174H248ZM255 175H256V174H255ZM0 176L4 177L5 175H4V176H3V175H0ZM17 176H18V175H17ZM17 176H15V177H17ZM232 176H233V175H232ZM237 176H238V175H237ZM237 176H236V177H237ZM242 176H243V175H242ZM242 176H240V177H242ZM11 177H12V176H11ZM18 177H19V176H18ZM30 177H31V176H30ZM55 177H56V176H55ZM59 177H60V176H59ZM90 177H91V176H90ZM230 177H231V176H230ZM230 177H229V178H230ZM244 177H245V176H244ZM250 177H252V176H250ZM256 177H257V176H256ZM5 178H6V177H5ZM5 178H1V179H5ZM56 178H57V177H56ZM63 178H64V177H63ZM71 178H72V177H71ZM17 179H18V178H17ZM23 179H24V178H23ZM239 179H240V178H239ZM239 179L237 178L236 180H239ZM254 179H255V178H254ZM254 179H253V182H254ZM12 180H13V179H12ZM36 180H37V179H36ZM233 180H234V179H233ZM244 180H246V179H243V181H244ZM45 181H46V180H45ZM240 181H241V180H240ZM247 181H250V182L252 183V180H251V179H250V180H247ZM12 182H13V181H12ZM39 182H40V181H39ZM226 182H227V181H226ZM232 182H233V181H232ZM232 182H231V183H232ZM31 183H32V182H31ZM43 183H44V182H43ZM238 183H239V182H238ZM226 184H227V183H225V185H226ZM243 184L245 185V182H244ZM247 184H250V183H246L245 186H247ZM6 185H7V184H6ZM230 185H232V184H230ZM237 185H239V184H237ZM239 186H240V185H239ZM228 187H229V186H228ZM232 187H233V186H232ZM232 187H231V188H232ZM249 187H250V186H249ZM241 188H242V186H241ZM241 188H240V189H241ZM246 188H247V187H246ZM226 189H227V188H226ZM235 189H236V187H235ZM240 189H239V190H240ZM243 189H244V188H243ZM20 190H21V189H20ZM228 190H229V189H228ZM232 190H233V189H232ZM245 190H246V189H245ZM38 191H39V190H38ZM234 191H235V190H234ZM242 192H243V191H242ZM244 192H245V191H244ZM4 193H5V192H4ZM227 193H228V191H227ZM227 193H226V194H227ZM232 193H233V192H232ZM240 193H241V192H240ZM17 194H18V193H17ZM230 195H231V194H230ZM237 195H238V194H237ZM243 195H244V194H243ZM243 195H242V196H243ZM224 196H225V195H224ZM232 196H234V195H232ZM239 196H240V195H239ZM245 196H246V195H245ZM235 197H236V196H235ZM229 198H230V197H229ZM233 198H234V197H232V199H233ZM238 198H239V197H238ZM229 200H230V199H229ZM236 200H237V199H236ZM239 200H240V199H239ZM12 201H13V200H12ZM16 201H17V200H16ZM230 202L232 203V201H230ZM240 202H241V201H240ZM226 203H227V202H226ZM11 204H13V203H11ZM236 204H238V203H236ZM1 205H2V204H1ZM230 206H231V205H230ZM10 207H11V206H10ZM221 210H222V209H221ZM225 210H226V209H225ZM237 211H238V210H237ZM204 218H205V217H204ZM208 218H209V217H208ZM3 220H4V219H3ZM195 220H196V219H195ZM200 220H201V219H200ZM205 220H206V219H204V221H205ZM192 222H194V221L192 220ZM192 222H190V223H192ZM200 222H201V221H200ZM194 223H195V222H194ZM196 223H198V222H196ZM205 223H206V222H205ZM0 224H1V223H0ZM178 226H179V225H178ZM184 226H185V225H184ZM202 226H203V225H202ZM202 226H201V227H202ZM193 227H194V225H193ZM206 227H207V224H206ZM209 227H210V226H209ZM174 228H175V227H174ZM195 228H196V227H195ZM175 229H177V226H176ZM186 229H187V228H186ZM198 229H199V228H198ZM153 230H154V229H153ZM160 230H161V229H160ZM165 230H166V229H165ZM168 230H169V229H168ZM170 230H171V229H170ZM178 230H179V229H178ZM193 230H195V229H193ZM155 231H156V230H155ZM158 232H159V231H158ZM206 232H207V230H206ZM156 233H157V232H156ZM162 233H163V232H162ZM162 233H161V234H162ZM174 233H176V232H174ZM174 233H173V234H174ZM184 233H186V232H184ZM189 233H190V232H189ZM194 233H195V231H194ZM201 233H202V232H201ZM153 234H154V232L151 233V235H153ZM157 234H158V233H157ZM182 234H183V233H182ZM154 235H155V234H154ZM176 235H177V233H176ZM146 236H147V235H146ZM193 236H194V234H193ZM147 237H148V236H147ZM151 237H152V236H151ZM157 237H160V235L157 236ZM161 237H162V236H161ZM152 238H153V237H152ZM169 238H171V236H170ZM162 239H163V237H162ZM176 239H177V238H176ZM179 239H180V238H179ZM150 240H151V239H150ZM154 240H155V239H154ZM163 240H164V239H163ZM165 240H166V239H165ZM172 240H173V239H172ZM181 240H182V239H181ZM136 241H137V240H136ZM142 241H143V240H142ZM145 241H146V240H144V242H145ZM158 241H159V240H158ZM161 241H162V240H161ZM168 241H169V240H168ZM134 242H135V240H134ZM151 242H152V241H151ZM154 242H155V241H154ZM139 243H140V242H139ZM149 243H150V241H149ZM161 243H162V242H161ZM152 244H153V243H152ZM167 244H168V242H167ZM182 244H183V243H182ZM159 245H160V244H159ZM159 245H158V246H159ZM162 246H163V244H162ZM151 247H152V246H151ZM156 247H157V246H156ZM153 248H154V247H153ZM162 248H163V247H162ZM162 248L160 247V249H162ZM155 249H156V248H154V249H152V250H155ZM164 249H165V248H164ZM164 249H163V250H164ZM159 251H160V250H159ZM148 252H149V251H148ZM152 252H153V251H152ZM156 252H158V251H156ZM161 253H163V252H161ZM166 253H167V252H166ZM186 253H187V252H186ZM182 255H183V254H182ZM161 257H162V256H161ZM156 260H157V259H156ZM158 264H159V263H158Z\"/></svg>","mask_w":264,"mask_h":264},{"label":"water","instance_id":"obj_4","mask_svg":"<svg viewBox=\"0 0 264 264\" xmlns=\"http://www.w3.org/2000/svg\"><path fill=\"white\" fill-rule=\"evenodd\" d=\"M193 1L199 6L200 18L205 24L212 27L215 37L236 31L247 23L264 31V8H260L264 2L248 3L247 0Z\"/></svg>","mask_w":264,"mask_h":264}]
</instances>
